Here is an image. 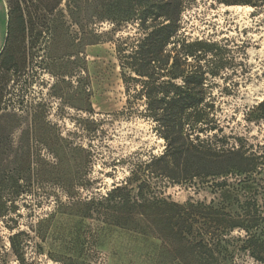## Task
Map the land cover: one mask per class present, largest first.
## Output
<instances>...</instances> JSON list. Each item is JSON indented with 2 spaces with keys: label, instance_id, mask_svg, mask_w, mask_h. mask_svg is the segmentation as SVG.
I'll return each instance as SVG.
<instances>
[{
  "label": "rangeland",
  "instance_id": "rangeland-1",
  "mask_svg": "<svg viewBox=\"0 0 264 264\" xmlns=\"http://www.w3.org/2000/svg\"><path fill=\"white\" fill-rule=\"evenodd\" d=\"M108 1L77 3L97 14L94 8L100 13ZM132 1L151 10L147 29L139 15L118 25L92 15L74 20L66 0L59 3L65 17L28 23L24 37L11 20L12 50L0 59V264H19L10 243L15 233H21L15 241L26 247L28 264L140 263L130 237L115 232L120 210L106 194L127 179L133 163L160 153L166 141L151 120L127 112L116 42L151 32L164 20L154 12L166 0ZM172 3L180 12L172 42L194 54L180 70L202 78L197 98L213 105L214 129L200 139L258 161L242 175L167 180L155 191L179 203L209 202L225 194L217 183L226 180L235 183L232 197L264 206V7L242 0ZM10 6L0 0V54ZM249 178L255 181L245 185ZM235 263L264 264L248 253Z\"/></svg>",
  "mask_w": 264,
  "mask_h": 264
},
{
  "label": "trees",
  "instance_id": "trees-1",
  "mask_svg": "<svg viewBox=\"0 0 264 264\" xmlns=\"http://www.w3.org/2000/svg\"><path fill=\"white\" fill-rule=\"evenodd\" d=\"M66 1L68 15L74 20L92 15L99 19L108 17L118 25L139 15L143 28L147 29L145 18L151 13L149 7H138L132 0L126 4L109 0L102 12L94 8L97 14H90L89 8L81 9L77 0ZM242 2L264 7V0ZM9 3V32L0 54L3 60L12 50L11 20L19 28L18 35L24 37L28 23L53 22L65 17L59 8L60 0H9ZM179 13L172 0H166L154 12L164 20L154 24L151 32L116 42L128 96L127 112L151 120L166 145L160 153L133 163L127 179L106 194L120 210L116 216L119 230L115 232L118 237H130L135 248L132 253L140 261L137 264H236L241 253L264 262V206L257 199L243 201L232 197L235 183L218 182L220 188L226 187L225 194L209 202L191 198L179 203L155 191L159 182L167 180L181 182L211 174L242 175L258 161L256 156H246L240 149L220 152L216 142L200 139V134L214 129L208 110L213 105L202 104L201 98H197L202 78L194 74L185 76L180 70L194 54L187 49L188 45L178 48L179 44L172 42ZM170 45L172 48L168 49ZM179 78L182 83L177 81ZM259 108L264 117V100ZM253 181L254 178H249L244 184L251 185ZM19 234L10 237L11 249L19 264H28L26 247L15 241ZM57 261L73 264L63 259Z\"/></svg>",
  "mask_w": 264,
  "mask_h": 264
},
{
  "label": "crops",
  "instance_id": "crops-1",
  "mask_svg": "<svg viewBox=\"0 0 264 264\" xmlns=\"http://www.w3.org/2000/svg\"><path fill=\"white\" fill-rule=\"evenodd\" d=\"M2 40H4V39H2V36L0 35V43ZM2 43H3V41H2ZM2 47H3L2 44H0V51H1Z\"/></svg>",
  "mask_w": 264,
  "mask_h": 264
},
{
  "label": "flooded vegetation",
  "instance_id": "flooded-vegetation-1",
  "mask_svg": "<svg viewBox=\"0 0 264 264\" xmlns=\"http://www.w3.org/2000/svg\"><path fill=\"white\" fill-rule=\"evenodd\" d=\"M4 45H5V42H4Z\"/></svg>",
  "mask_w": 264,
  "mask_h": 264
}]
</instances>
